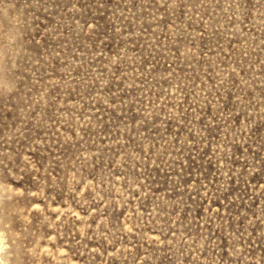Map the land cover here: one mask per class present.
Segmentation results:
<instances>
[{
    "label": "rangeland",
    "instance_id": "1",
    "mask_svg": "<svg viewBox=\"0 0 264 264\" xmlns=\"http://www.w3.org/2000/svg\"><path fill=\"white\" fill-rule=\"evenodd\" d=\"M0 233V264H264V0H0Z\"/></svg>",
    "mask_w": 264,
    "mask_h": 264
},
{
    "label": "bare ground",
    "instance_id": "2",
    "mask_svg": "<svg viewBox=\"0 0 264 264\" xmlns=\"http://www.w3.org/2000/svg\"><path fill=\"white\" fill-rule=\"evenodd\" d=\"M1 210H3V209H1ZM1 238H2V237H1V233H0V242H1ZM1 243H2V242H1ZM0 247H1V246H0ZM0 256H1V255H0Z\"/></svg>",
    "mask_w": 264,
    "mask_h": 264
}]
</instances>
